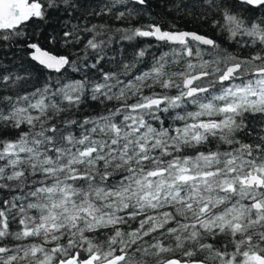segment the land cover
I'll return each instance as SVG.
<instances>
[{
	"label": "snow or ice",
	"instance_id": "1",
	"mask_svg": "<svg viewBox=\"0 0 264 264\" xmlns=\"http://www.w3.org/2000/svg\"><path fill=\"white\" fill-rule=\"evenodd\" d=\"M153 7L0 0V264H264V0Z\"/></svg>",
	"mask_w": 264,
	"mask_h": 264
},
{
	"label": "trees",
	"instance_id": "2",
	"mask_svg": "<svg viewBox=\"0 0 264 264\" xmlns=\"http://www.w3.org/2000/svg\"><path fill=\"white\" fill-rule=\"evenodd\" d=\"M164 4H165V0H154V7H153V12L154 13H161V14H166L167 12V9L164 8ZM159 5V6H157ZM169 20L171 19L170 17H167ZM180 26H183L184 25V21H180ZM189 27H194V25H189ZM202 28V31L208 35H211L213 37H217L219 38L220 37V33L217 29L213 28L211 26V20H209V23H206V24H203L201 26ZM220 42L222 44H225V46H227V44L225 43V39H220ZM53 75H55L53 73ZM178 255V254H177Z\"/></svg>",
	"mask_w": 264,
	"mask_h": 264
}]
</instances>
